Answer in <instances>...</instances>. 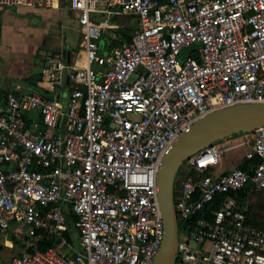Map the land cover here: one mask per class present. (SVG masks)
Returning a JSON list of instances; mask_svg holds the SVG:
<instances>
[{"label": "built area", "instance_id": "1", "mask_svg": "<svg viewBox=\"0 0 264 264\" xmlns=\"http://www.w3.org/2000/svg\"><path fill=\"white\" fill-rule=\"evenodd\" d=\"M70 6L82 25L81 49L72 62L58 60L53 75L61 82L67 70L68 99L0 85V245L6 234L25 239V253L8 264H154L166 232L158 182L164 155L202 117L264 102V0ZM101 11L138 17L129 44L100 51L110 26L93 19ZM195 42L201 46L182 60ZM222 140L187 158L188 176L176 180L175 264H264V224L250 223L248 206L233 194L264 190V126ZM241 146L248 168L219 171L222 154ZM71 213L81 249L68 241L42 248L44 233L69 229Z\"/></svg>", "mask_w": 264, "mask_h": 264}, {"label": "crops", "instance_id": "2", "mask_svg": "<svg viewBox=\"0 0 264 264\" xmlns=\"http://www.w3.org/2000/svg\"><path fill=\"white\" fill-rule=\"evenodd\" d=\"M97 13L105 14L107 18L95 19ZM92 17L110 24L104 32L109 38L104 53L129 44L131 41L116 40H121L123 31L130 26L134 27L133 37L138 27L136 15L101 11L93 13ZM82 31L70 0H60L55 6L0 5V85L4 91H34L66 101L72 87L69 81H55V65L58 60L73 61L81 49ZM247 149L245 146V150L238 151L237 163L242 162ZM219 168V171L226 170L224 164ZM74 229L77 231L75 226ZM76 234L74 241H68L74 249H77V240L80 242L78 231Z\"/></svg>", "mask_w": 264, "mask_h": 264}, {"label": "water", "instance_id": "3", "mask_svg": "<svg viewBox=\"0 0 264 264\" xmlns=\"http://www.w3.org/2000/svg\"><path fill=\"white\" fill-rule=\"evenodd\" d=\"M201 46L200 42L184 47L180 58ZM142 67V66H141ZM67 70L63 82H68ZM264 126V102L241 103L214 111L184 131L164 155L158 173L160 200L165 217V237L154 264H175L178 252L180 222L175 204L177 174L183 162L206 146L241 133H251ZM195 236V234H193ZM193 245L196 241L193 240ZM2 246L0 245V250Z\"/></svg>", "mask_w": 264, "mask_h": 264}, {"label": "trees", "instance_id": "4", "mask_svg": "<svg viewBox=\"0 0 264 264\" xmlns=\"http://www.w3.org/2000/svg\"><path fill=\"white\" fill-rule=\"evenodd\" d=\"M134 30L133 26L128 27L126 30L123 31L121 37V40H116L123 42V41H131L132 39V31ZM109 40L108 36L106 34H103L102 37L99 40V46L101 51L104 53L106 50V42ZM249 162L248 160H243L239 166H241L242 168H248ZM179 182V179L177 180V183ZM261 192H264V190H256V189H252L250 186H247L237 192H234L233 194L239 199V201L241 202V204L246 205V203L248 202V209H247V213H248V220L250 223L254 224V225H263L264 224V199L263 196H261L258 201H256V203H251V201H247L248 198L251 197V195L254 194H260ZM220 199L215 200L213 206L215 207H219V202ZM202 213H200L199 215H202ZM198 215V216H199ZM76 220V216L74 214H70L69 218H68V223L70 228L68 230H66L62 236H57V237H50L48 236L46 233H44L43 237L40 239V243H41V247L46 249L50 246L53 245H59L61 243H63L64 241H69L72 242L74 241L75 238V229H74V222ZM66 248V245L65 247ZM8 264V263H7Z\"/></svg>", "mask_w": 264, "mask_h": 264}, {"label": "rangeland", "instance_id": "5", "mask_svg": "<svg viewBox=\"0 0 264 264\" xmlns=\"http://www.w3.org/2000/svg\"><path fill=\"white\" fill-rule=\"evenodd\" d=\"M95 16L96 17L94 18L99 21L107 18V15L101 14V13H97ZM108 31L109 33L111 32V30H108ZM17 69L18 71H21L19 70V68ZM222 141L224 142L225 139H223ZM239 150H245V147L241 146L240 148L227 150L222 154L223 156L222 166L224 164L226 170H230L231 168L239 165V163H237V155H238ZM188 169L189 168L187 167V165L183 164L177 174V179L179 180L185 179L188 176V171H189ZM261 196H263V199H264V192H261V195L257 193L254 195H251V197L248 198L247 201H251V203H256V201H258V199ZM247 204L248 202L246 203V206H248ZM75 233H77V231H75ZM4 237H5V243H4L2 251L0 252V264H7L14 257L20 256L24 254L26 251L25 245H24L25 239H23L22 237H16V236H13L12 234H9V235L6 234L4 235ZM75 246L77 249H81L82 244L81 242L77 240V242L75 243Z\"/></svg>", "mask_w": 264, "mask_h": 264}]
</instances>
